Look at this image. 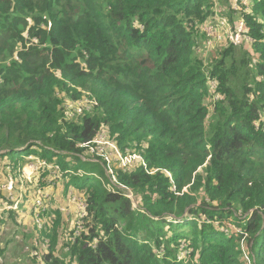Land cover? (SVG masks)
Listing matches in <instances>:
<instances>
[{
    "label": "trees",
    "instance_id": "1",
    "mask_svg": "<svg viewBox=\"0 0 264 264\" xmlns=\"http://www.w3.org/2000/svg\"><path fill=\"white\" fill-rule=\"evenodd\" d=\"M219 2L0 0V179L18 189L20 163L39 157L88 206L62 250L59 211L46 231L24 226L34 264H264V0L243 14L253 43L204 58ZM85 93L98 105L66 121ZM102 130L147 163L149 173L116 171L127 190L81 158ZM20 214L0 219V258ZM37 235L49 240L42 254Z\"/></svg>",
    "mask_w": 264,
    "mask_h": 264
},
{
    "label": "rangeland",
    "instance_id": "2",
    "mask_svg": "<svg viewBox=\"0 0 264 264\" xmlns=\"http://www.w3.org/2000/svg\"><path fill=\"white\" fill-rule=\"evenodd\" d=\"M232 1V0H231ZM231 1L226 0V2H219L215 6V21L212 22L214 24L217 23L216 17H221L222 9H226L227 12L225 13V16L228 18V21L230 23V26L233 28L236 26L237 22L239 21L241 15H236V13L232 10ZM243 1V0H242ZM246 1V0H244ZM241 7L244 9V5L240 2L239 3ZM214 41L211 46L206 45V38H203L198 43V46L203 50L204 54L208 57H211L213 55H216L217 52H219V49L225 48L224 44H219ZM247 43H243L238 48H246ZM241 50V49H240ZM242 53L238 52V55L240 56ZM241 57V58H240ZM240 61L242 62L243 55L240 56ZM243 74V70L240 71L239 75ZM237 81L241 82V78ZM235 84H241V83H235ZM238 92L241 91V88L237 87L236 89ZM87 97H90V94L85 93V96L80 100L83 101ZM74 102H70L67 104H72ZM66 104V105H67ZM65 105V106H66ZM65 112V110H64ZM65 116V114H64ZM79 116H75L73 118L66 117L67 120L73 121ZM69 122V121H68ZM106 134L107 132L103 130ZM108 136V144L110 145V149L107 150L106 153H100L97 154L96 152H93L92 149H95L94 144H87V145H81V149L85 151V155H82V160L101 165L107 176L110 179V182L113 186H117L118 188H121L123 190H127L125 187L118 185V179L116 178V171L121 170L124 173H132L133 171H136L138 169H142L139 167L141 165L140 159L141 156L139 153L135 152L132 149H129L130 152H122L117 142L112 140L109 135ZM16 160L20 159L19 155L15 157ZM144 159V158H143ZM40 164L43 165L42 168L38 169L34 173H31L29 175L24 176L23 175V169L25 167H31L32 165L39 166ZM46 170L49 172V182L40 183V180L42 179L41 175H38L41 171ZM19 172V173H18ZM17 174L19 175L18 180V189H17V181L15 178H13L16 181V189L18 196H20V210L19 212L20 217L23 218L21 221L20 226L15 225L10 228V230L7 233L6 237V243L9 242L10 244L6 247V251L3 255V257L0 258V264H34L31 260V246L29 243V239H31V236H27V233L24 230V226H29L34 229V227L38 230L36 224L42 223V230L46 231L48 224L53 219V212H60L62 214V218L65 220V229L59 231V240H58V247L63 249V246H66V244H69V240L71 239L72 233L74 232L75 237L77 238L78 234V227L80 225V218L83 217L85 210H81L84 202V196L79 194L77 191L70 189L69 192H64V186L66 185V176L65 173L62 171L61 167L57 164L52 165L48 161L43 160L39 157H30L29 159H26L24 162L20 163V169L17 171ZM168 177L171 175L166 172ZM36 177L37 180H36ZM9 178V177H8ZM5 181V180H4ZM110 184V185H111ZM108 189L109 186L107 187ZM27 190L30 193V199H33L32 206L35 202V200H42L43 202V208L39 210L38 212H32L31 207V201H24V195L25 191ZM128 198L131 200H134V195L132 192H128L127 195ZM1 198V195H0ZM25 202V203H24ZM7 202H4V206H7ZM136 205V204H135ZM40 211H45V215L49 214V217H42L40 216ZM42 212V214H43ZM51 214V215H50ZM87 215V213H86ZM39 216V217H38ZM26 223V224H24ZM42 232V231H41ZM77 233V234H76ZM25 235V236H24ZM12 238L11 241L9 239ZM34 238V237H33ZM8 240V241H7ZM31 241V240H30ZM45 241L47 242V247L45 249H40L39 253L42 254V252H46L47 248L49 246V240L46 238ZM29 244V246H28ZM61 252H66L61 251ZM249 264H252V261H248Z\"/></svg>",
    "mask_w": 264,
    "mask_h": 264
},
{
    "label": "built area",
    "instance_id": "3",
    "mask_svg": "<svg viewBox=\"0 0 264 264\" xmlns=\"http://www.w3.org/2000/svg\"><path fill=\"white\" fill-rule=\"evenodd\" d=\"M240 2L245 6L244 9L239 4ZM231 6H232V10L236 13L237 16L241 15L239 21L237 22L236 26L232 28L230 26L228 18L225 16V13L227 12V10L222 9L221 10L222 16L216 17L217 23L216 24L210 23L209 25H206L203 29L204 35L206 37L207 47L211 46L214 41H216L215 44L216 43L224 44L222 46L232 45L234 47H239L243 43H247V44L253 43V39L249 35V28L243 16V14L245 15V14L251 13L250 0H246V1L232 0ZM199 53L201 54V57H204V58L207 57V55L204 54L202 49H199ZM210 92L212 95L213 102L217 103L223 100L222 95L218 91V83L215 80L211 81L210 83ZM97 105H98L97 101L94 98H90V97H87L83 101H74V103L72 104H67L65 106V112H64L65 120L70 121V120H67L66 117L73 118L75 116H79V117L83 116L84 114L92 111V109L96 107ZM87 144H94L95 149H92V151L96 152L97 154L106 153L107 150L110 149V145L108 144V136L103 130L99 131L91 142L85 143L83 145H87ZM121 151L130 152L129 149H126L125 151L123 150ZM140 163L141 165H139V167L145 170L147 173H149L147 163L143 159L142 156L140 159ZM42 167H43L42 164H40L39 166L32 165L31 167H25L23 169V175L26 176L31 173H34L35 171H37L38 169ZM0 195H1V198H0V219L1 220L5 219L9 211L19 212L20 196H18L17 189H16V181L12 178V176H10L9 179L6 181H3L2 179H0ZM4 202H7L8 205L4 206ZM42 208H43L42 200L40 199L35 200L32 206L33 212H38ZM81 210H85V213L83 217L80 218L81 222L78 227V234L76 233L78 237L81 236V232L83 231L85 220L87 217L86 213L88 211V206L85 200L83 202V206ZM42 212L43 211H40V216H42ZM243 218L245 219L246 217H243ZM42 223L36 224L38 231L40 232L43 231ZM230 231H231L230 229L225 230L226 233H229ZM33 241L36 245L41 244L40 247L42 249H45L47 247V242L45 240L41 242L40 237L38 235L34 237ZM2 247L3 246L0 245V252H1Z\"/></svg>",
    "mask_w": 264,
    "mask_h": 264
},
{
    "label": "clouds",
    "instance_id": "4",
    "mask_svg": "<svg viewBox=\"0 0 264 264\" xmlns=\"http://www.w3.org/2000/svg\"><path fill=\"white\" fill-rule=\"evenodd\" d=\"M242 219H244V218H242Z\"/></svg>",
    "mask_w": 264,
    "mask_h": 264
}]
</instances>
